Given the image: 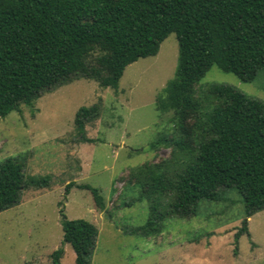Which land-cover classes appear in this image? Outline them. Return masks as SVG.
Listing matches in <instances>:
<instances>
[{
	"label": "trees",
	"instance_id": "16d2710c",
	"mask_svg": "<svg viewBox=\"0 0 264 264\" xmlns=\"http://www.w3.org/2000/svg\"><path fill=\"white\" fill-rule=\"evenodd\" d=\"M171 34L179 45L177 68L155 108L171 114L173 136L148 147L168 150V157L133 167L121 179L148 203V221L132 233L157 237L168 220L193 217L200 202L236 190L246 214L237 242L249 235L247 220L264 210V104L232 86L198 84L214 66L244 83L264 71V0H0V118L80 79L117 90L125 69L156 56ZM100 112V104L77 111L82 142H94L85 126ZM4 171L0 214L18 206L24 190L50 187L48 177L24 179L11 162ZM73 187L90 192L105 210L97 188L70 182L65 196ZM60 215L75 264H92L98 229ZM63 256V248L54 251L50 264H61Z\"/></svg>",
	"mask_w": 264,
	"mask_h": 264
},
{
	"label": "rangeland",
	"instance_id": "374dc122",
	"mask_svg": "<svg viewBox=\"0 0 264 264\" xmlns=\"http://www.w3.org/2000/svg\"><path fill=\"white\" fill-rule=\"evenodd\" d=\"M178 54L171 34L156 56L125 69L117 90L80 79L45 93L33 108L22 106L0 118V182L7 178L8 162L21 168L24 179L51 180L49 188L24 190L21 203L0 214V264H50L59 248L64 249L61 264H75L72 246L63 243L60 210L69 220L82 219L98 229L92 264H264V210L247 220L249 235L236 242L246 219L236 190L222 191L218 201L200 202L193 217L168 220L157 237L132 233L148 221V203L136 200L137 189L121 179L133 167L169 156L168 150L156 154L148 147L159 137L173 136L171 114H160L155 101L175 75ZM213 83L264 104V71L244 83L214 66L198 87ZM95 104L101 106L100 116L85 126L94 142H82L76 113ZM70 182L97 188L105 210L96 208L88 191L73 187L65 196Z\"/></svg>",
	"mask_w": 264,
	"mask_h": 264
}]
</instances>
